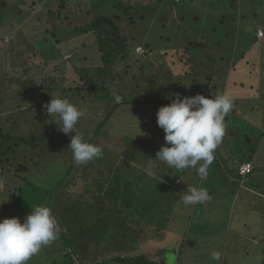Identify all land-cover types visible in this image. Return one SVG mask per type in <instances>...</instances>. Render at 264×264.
<instances>
[{
  "label": "rangeland",
  "instance_id": "1",
  "mask_svg": "<svg viewBox=\"0 0 264 264\" xmlns=\"http://www.w3.org/2000/svg\"><path fill=\"white\" fill-rule=\"evenodd\" d=\"M206 1L181 0L183 8L178 14L179 7L170 3L171 9H168L164 0L161 3L158 0L141 3L133 0V5L128 0H44V3L5 0L6 9L0 18V130L1 133L12 132L16 139L4 146L6 153L0 159V220L15 216L24 221L32 208H20V199L28 198V205L36 203V196L30 195L35 181L46 186L50 182L49 190L62 186L57 189L51 207L61 226L59 238L42 247L27 264H52L56 258L61 259L59 264H118L103 261L115 256L136 257L139 254L150 264H251L248 256L242 260L233 249L240 248L241 244L246 252L262 254V259L255 264H264V203L262 200L255 203L256 198H264V63H258L250 73L244 70L238 73L247 67L250 56L258 55L251 52L249 46L240 48L237 41L227 52L216 42L220 37H213L207 30L198 33L196 9ZM118 2L120 6H117ZM153 2H158L160 9ZM106 11L113 25L102 20L97 35L93 29H88L77 35L67 33L69 35L60 43L51 38L54 26L66 30L87 24L88 28L89 23ZM254 31L256 35L257 28ZM99 32L102 35L105 32L111 38L103 40L102 51L98 50L96 42V37L102 36ZM221 39L226 36L222 35ZM137 41L141 43L133 52L127 55L120 52L122 43L132 46ZM146 42L152 45L151 50H157L147 57L144 56L147 50L144 44L148 48L150 45ZM84 43L88 45L85 47ZM195 43L204 46L203 55L193 57ZM112 49L118 51L113 63L103 65L101 57L113 52ZM223 52L224 58H221ZM210 56L215 58L214 61ZM233 74H239L241 79L237 78L239 85L232 92L234 87L228 86L233 83ZM204 75H213V79L209 81ZM245 79L253 83L249 85ZM25 83L36 89H48L42 93L35 90L28 93L35 99L40 94L39 107L32 104L33 108L39 109L37 115H24L21 111L27 106L19 105L14 110L15 104L22 102L16 92L23 91ZM196 85L197 91L194 89ZM254 86L252 91L248 89ZM189 88L194 89L190 96L202 91L212 97L231 92L239 103L233 109L238 117L231 125L232 113L228 114L231 120L225 122L227 128L218 146L219 154H214L218 155L214 161L218 166L220 163L221 168L211 174L212 183L214 181L211 199L216 204L222 202L223 196L217 191L225 192L223 186L235 190L243 187V181L229 172L233 163H230V157L247 158L245 155L251 146L254 148L251 154L253 165L258 168L254 177L263 183L260 185L263 191L254 189L253 195L247 198L252 205H246L241 218L236 217L234 221L231 217L238 201L231 202V199L241 198L240 190L224 197L231 202V211L228 206L223 211L213 210L215 204L211 199L202 204L185 205L181 197L187 189L202 184L196 169L168 172L166 164L153 159L165 144V133L157 125L159 107L165 105L166 97L179 93L182 97L189 96ZM113 91L122 97L120 103H116ZM52 97L67 98L83 111L84 115L76 125L77 131L89 142L102 147L101 158L83 165L75 164L72 151L67 147L71 136L59 130L61 137H58L59 125L53 121L58 118L50 117L44 107L49 103L47 99ZM28 98L26 96L25 100ZM17 112L22 114L20 119L15 117ZM16 119L17 127L13 133L12 122ZM247 132L248 139L245 138ZM55 137L60 141L50 140ZM127 150H132L131 158L133 154L137 157L127 158ZM149 162L156 165L152 176L146 171ZM121 168L123 172L118 171ZM175 175L182 181L180 188L173 183ZM112 179L111 192L115 184L128 187L127 182L136 179L137 187L147 185L149 190L144 191L148 197H156L151 201L150 211L141 215L135 205L128 207L125 192L118 199L111 200L106 195L99 199L96 188ZM214 190H217L216 194ZM197 209L201 211L200 215ZM89 220H101L96 232H100L103 224L108 227V232L86 239L87 242L75 252L73 247H66L62 235L67 237ZM258 232L263 233L262 237L253 239L255 244L244 246ZM236 233L240 235L233 237L232 234ZM209 237L217 240L213 243ZM76 239L78 242L82 240L81 237ZM213 251L220 253L219 261L211 259Z\"/></svg>",
  "mask_w": 264,
  "mask_h": 264
},
{
  "label": "clouds",
  "instance_id": "2",
  "mask_svg": "<svg viewBox=\"0 0 264 264\" xmlns=\"http://www.w3.org/2000/svg\"><path fill=\"white\" fill-rule=\"evenodd\" d=\"M112 95L116 103L122 101L115 91ZM166 98L171 102L160 106L156 113L157 125L165 133V144L153 159L177 171L194 168L201 180H205L215 150L225 136V117L234 109V98L228 94L215 97L175 94ZM44 107L50 117L58 118L53 121L59 125V130L71 136L67 147L72 151L75 164H87L103 156L100 145L89 142L77 131L76 125L84 113L76 104L67 98L52 97ZM155 167L152 162L148 163L149 176L155 174ZM210 199L208 189L196 186L189 187L181 197L185 205L202 204ZM60 232V223L48 205L32 207L23 222L15 216L0 220V264H27L42 247L58 239ZM211 259L219 261L220 253L213 251Z\"/></svg>",
  "mask_w": 264,
  "mask_h": 264
},
{
  "label": "trees",
  "instance_id": "3",
  "mask_svg": "<svg viewBox=\"0 0 264 264\" xmlns=\"http://www.w3.org/2000/svg\"><path fill=\"white\" fill-rule=\"evenodd\" d=\"M38 1H41L42 3H44V0H38ZM129 1V3L131 4V5H133V0H128ZM142 2H147L148 0H141ZM141 1H138V0H136V2L137 3H141ZM159 1V3H161V1L162 0H158ZM217 1H222V0H217ZM180 2H181V0H179V1H177V2H175V1H171V0H164V6H166L168 9H171V6H170V3L171 4H176V6H178L179 7V9H177V13L183 8V6H181L180 5ZM120 2H118V4H117V6H120V4H119ZM159 3L158 2H153V5H156L155 7L156 8H158L159 7V9H160V6H159ZM229 3H231V5H233V4H235V0H229ZM236 5V4H235ZM234 5V6H235ZM112 7V4H111V6H110V8ZM146 8H148V6L146 7ZM6 9V4H5V0H0V18L2 17V15H3V13H4V10ZM108 11V10H107ZM107 11L103 14V15H98L97 16V18H95L94 20H93V22L90 24H88V28L86 27L87 26V24H84V25H82V26H77V27H72V28H70V29H66V30H64V29H62V28H60V27H58V26H54V28H53V33H51V38H53V40H54V42L55 43H60L62 40H63V38L65 37H67V35H69V34H71V35H77L78 33H86V31L88 30V29H93L94 30V34L95 35H97V31H99L98 29H100V27H101V23H102V20H104V22L107 24V25H113V21H112V19L106 14L107 13ZM184 11V10H183ZM179 14V13H178ZM144 16L143 15H141V18H143ZM251 23H253V24H255V23H257L258 24V20L257 19H253L252 21H251ZM67 33H69V34H67ZM100 33V32H99ZM111 34V33H110ZM100 35H102V33H100ZM104 39H109V40H111V38H110V35H106L105 34V32L103 33V35L102 36H98V39H97V37H96V42H97V45H98V50L99 51H102L103 50V46H102V42H103V40ZM141 43V41H137L135 44H133L132 46H128V45H126L125 43H122L123 45L121 46V48H120V52H122V53H124V55H127L128 53H130V51H134V48L136 47V45H138V44H140ZM147 44H149L150 45V48H148V46H146L145 44H144V46H145V48H147V50H145V52H144V56H148V55H151V53H153L154 51H155V53L157 52V50H151V49H153L152 48V45L150 44V43H148V42H146ZM88 45V43H84V46L86 47ZM109 46H110V43H109ZM203 47L204 46H202V44L201 43H199V44H195V50H194V52L192 53V54H194V56L193 57H195V55H203V53H202V50H203ZM253 47V45L251 46V48ZM250 48V49H251ZM128 49H129V52H127L128 51ZM149 49V50H148ZM112 51L113 52H110L109 54H107L106 56H102L101 57V60H102V64L103 65H106V66H109V65H111L112 63H113V61H114V56H116V53L118 52H116L115 50H113L112 49ZM159 53H161V49L159 50ZM162 53L165 55V53H164V51L162 50ZM223 55H221V58H224V53H222ZM167 55V54H166ZM213 56H210V58H212ZM245 57V56H244ZM214 57H213V60L212 61H214ZM259 59H260V57H258L257 59H256V61H258L259 62ZM249 63H250V66H249ZM261 63L263 64L264 63V60L263 61H261ZM247 67H244V68H242V69H240V70H238V73L240 72V71H242V70H244L245 71V73L248 71L249 73L250 72H252V71H254V69H256V65L254 64V63H252L251 61H250V57H249V59H248V62H247ZM257 64V63H256ZM101 67V66H100ZM187 74V73H186ZM195 74V73H194ZM203 74H205V73H203ZM212 74V73H211ZM164 76V75H163ZM197 76H200V75H197ZM213 76V75H212ZM212 76L211 75H204V77H205V79H207V80H211V79H213L212 78ZM239 76V74H233L232 76H231V79L233 80V81H231V82H233L232 83V85L230 84V86H228V88H231L232 86L234 87V88H231V91L233 92L234 91V89H235V86H238V84H239V82L240 81H237V77ZM198 78V77H197ZM244 79V78H243ZM246 80V79H245ZM31 81V83H32V80H30ZM247 81V80H246ZM25 82H27V81H25ZM235 82L237 83V84H235ZM248 82V84L249 85H251L253 82H250V81H247ZM26 84V86L25 87H23L24 89H23V91H18V92H16V94L18 95V96H21V101L22 102H18V103H16L15 104V107H14V110H16V108L17 107H19V105H21V106H27V107H25V109L23 110V111H21L22 113H24V115L25 114H28V115H31V114H33V113H35V115H37V113L39 112V109H35V108H38L39 107V104L37 103V102H39L40 100H41V97H40V94L38 95V98L37 99H35L34 97H32L31 96V94H32V91L31 90H35V91H37V92H39V93H42V92H45V91H47L48 89H45V88H35V86L34 85H31V84H29V83H25ZM235 84V85H234ZM248 84H245L246 85V87H248ZM196 88V89H195ZM197 88H198V86L196 85V86H194V89H195V91H197ZM183 89H185V87H183ZM194 89H191V88H189V91L187 92V94L190 96V92L192 91V90H194ZM249 90H253V89H255V86H254V88H251V87H249L248 88ZM31 93L30 95H28V93ZM206 91H202V92H200V93H195L194 95H197V94H202V95H205V96H210L209 94H206L205 93ZM230 92V91H229ZM180 94V93H179ZM225 94H227V91L225 92ZM228 95H231V92H230V94L228 93ZM26 96H29V98L27 99V100H25V97ZM213 96V95H212ZM252 96H254V94H252ZM182 97V96H181ZM233 98H234V105L235 106H237L239 103L236 101V98L234 97V96H232ZM42 101H45V100H42ZM71 101V100H70ZM46 102H50V98L49 99H47V101ZM171 102V100L170 99H168V100H166V103L165 104H168V103H170ZM237 102V103H236ZM32 104L34 105V107L35 108H33L32 107ZM235 111H236V108H235ZM231 113H232V123H231V125H234V123H235V119L238 117V115L237 114H235V113H233V110L229 113V115H231ZM22 115V114H21ZM21 115L19 114L18 115V112L15 114V117H18L19 119L21 118ZM228 116V115H227ZM233 116H236V117H233ZM2 119H3V117H2ZM229 120H231L230 119V117L228 116V117H225V122H227V121H229ZM16 121H18V119H16L15 121H13L12 123H13V125H14V128H13V133H14V131H15V128L17 127L16 125H17V122ZM57 135H58V137H61L60 135H61V133L59 132V128L57 129ZM249 133L247 132V134H245L246 135V137L245 138H247L248 139V137H249V135H248ZM58 137H55V138H51L50 140L51 141H54V142H56V141H60V139L58 138ZM15 139H16V137H14V135L12 134V132H10V131H7V132H4V133H1V130H0V159H1V156L2 155H4V153H6V151L4 150V149H6V148H4V146L6 147V145H8V144H10V142H14L15 141ZM253 148V146H251V149ZM240 149V151H242V148H239ZM250 149V148H249ZM214 154H219V148H217L216 150H215V153ZM132 155V150H127V154H126V157L127 158H131L130 156ZM233 155V154H232ZM218 155H215L214 156V160L216 159L215 157H217ZM234 156V155H233ZM245 156H247L248 157V155H245ZM135 157H137V155L136 154H133V157L132 158H135ZM131 158V159H132ZM218 159V158H217ZM220 159L223 161L224 159L223 158H221L220 157ZM235 159H236V157H235ZM234 159V157H232V160H235ZM246 159V158H245ZM213 160V163H215L214 165H213V163L210 165V167H209V172H208V177H207V179H205V180H201V187H204V188H206V189H208V191H209V194H210V196L212 195V188H214L213 186H212V184L214 183V181H213V183H212V178H211V174L214 172V171H218L220 168H221V164L219 163V165L220 166H218L217 165V163L215 162ZM237 161V160H236ZM245 161V160H244ZM1 165V164H0ZM238 165L239 164H237L236 166H233V164L230 166V168H229V172L232 174V175H236L239 179L238 180H242L243 181V184H245V185H249L250 187H253L254 189H257V190H262V188L260 187V185H262L261 184V182H258V180L256 179V177H254V175H255V172L258 170L256 167H253V170L249 173V174H247V175H244V176H240V174H238ZM119 167H117V168H115L116 170L118 169ZM128 168H130V166H128ZM215 169V170H214ZM123 170V168H121V169H119L118 171L119 172H123L122 171ZM173 170H174V168H167V171L168 172H173ZM119 172H117V176H119ZM126 174H128L127 172H126ZM169 176V175H168ZM63 177V176H62ZM134 177H137L136 176V173H134ZM175 177V179L178 177V175L176 176H174ZM113 179H116V178H113ZM113 179L112 180H110L109 182L108 181H106V183L104 184V183H102L101 185H99V187L98 188H96V190H97V192L99 193L98 194V198L99 199H102L103 197H105L104 195H106V197H108V198H111V200H113V199H118L120 196H123V192H125L126 193V195H125V198H127V201H128V207H134V205H135V209L136 210H138V212H140L141 213V215H143V214H146L147 213V211H150V208H152V205H151V201L153 200V198H154V200H156V197L154 196V195H152L150 198L148 197V193L147 192H145L144 190H149V187L146 185L145 186V188L144 187H141V188H139V187H137V180L138 179H136L134 182H127L129 185H128V187H126L125 186V184H124V186L123 187H120L118 184H115V189L111 192V190L109 189V187H110V185L112 184V181H113ZM175 179L172 177V180H174L175 181ZM228 179H230V178H228ZM61 180H62V178H61ZM179 180H180V184L179 183H177V185H175V187L176 188H180V187H182V181H181V179L179 178ZM234 179H232V181H233ZM173 181V182H174ZM228 181V180H227ZM232 181H230V182H232ZM176 182H177V180H176ZM209 182L211 183V184H209ZM223 183H225V182H223ZM222 183V184H223ZM120 184H121V182H120ZM133 184H135V185H133ZM209 184V185H208ZM49 185L50 186H52L51 184H50V182H48V185L46 186L44 183H36V184H34V187L31 189V191H30V195H31V197H33L34 195L36 196V203L34 204L35 206H38V205H48V206H50V207H53V205H54V200L56 199V194L58 193V191H57V189H59V188H61L62 186H58V187H56V188H54V189H51V190H49L48 188H49ZM207 185L209 186V187H207ZM224 185V184H223ZM234 184H232L231 186H233ZM47 187V190H45L44 189V187ZM45 187V188H46ZM261 188V189H260ZM41 190V191H40ZM43 190V191H42ZM151 190V189H150ZM263 191V190H262ZM120 192H121V194H120ZM214 192V194H216V192L215 191H213ZM234 193V192H233ZM263 193H264V191H263ZM217 194H220V195H222L223 196V194L221 193V192H218L217 191ZM233 195V194H232ZM214 197V196H213ZM225 196H223L222 198H221V200H222V202H220V203H218V204H216L215 202H214V200L213 199H211L210 201H212V203L213 204H215L214 205V207H213V210H218V211H223V209H225V207L226 206H228L227 207V209L230 207H232V205H231V202H232V199H231V202L227 199V200H225V198H224ZM257 199V198H256ZM26 200H28V198H25L24 199V201H20V204H21V206H20V208H25V209H30V208H32V207H35V206H33V205H27V207H25L26 205L25 204H27L26 203ZM259 200H262V202L264 203V198L262 197V196H260V197H258V202H259ZM144 202V203H143ZM231 205V206H230ZM246 205H240V206H235L234 207V210H233V216L231 217L232 219H233V221H234V219L236 218V217H240L241 216V213H242V210H243V208L245 207ZM250 206V205H249ZM17 208H18V206H16ZM229 208V209H230ZM228 209V210H229ZM233 209V208H232ZM232 209H230V211L232 210ZM54 212V211H53ZM196 212H197V214L198 215H200L201 214V211L200 210H196ZM241 218V217H240ZM72 220V219H71ZM251 220V219H250ZM242 221V220H241ZM89 223L86 225V224H82L81 226H80V228H78L77 230H75L73 233H70L67 237H64L65 235L63 234L62 235V237H63V241H65V245H66V247L67 246H71V247H73V250H74V252L77 250V248H81V245L82 244H84V242H87V240L86 239H90V238H97V237H95L96 235H98V233L100 234V235H105L107 232H108V227H106L104 224L102 225V229L100 230V232H96V228L97 229H99L100 228V222H101V220H89L88 221ZM252 222V221H251ZM264 223V222H263ZM87 226V229H85V227ZM239 233H236V234H232V236L233 237H236L237 235H238ZM262 235H263V233H261V232H258L257 234H255V235H253L252 236V238L251 239H249V243L248 244H244V246H247V245H251V244H255L256 242H254V240L253 239H258V238H261L262 237ZM76 237H81L82 238V240L80 241V242H78L77 241V239H76ZM83 237H85L84 238V240H83ZM71 240H73L74 242L72 243L71 242ZM243 245L241 244V246H240V248L239 247H233V249H236L237 250V252H238V254H240L241 256H242V260L243 259H245V257L246 256H248L249 257V261L251 262V264H255V262L256 261H258L259 259H262V254H260V253H256V252H246L243 248ZM200 254H202V253H200ZM60 256V255H59ZM57 259V258H56ZM56 259H53L52 260V264H53V262H55V264H59V263H62V262H60L61 261V259L60 260H56ZM103 262H114V263H118V264H142V263H148V264H150L149 263V260L147 259V258H145L144 256H142L141 254H139L138 256H136V257H132V256H127V257H124V256H115V257H112V258H110V259H107V260H104ZM102 262V263H103Z\"/></svg>",
  "mask_w": 264,
  "mask_h": 264
},
{
  "label": "crops",
  "instance_id": "4",
  "mask_svg": "<svg viewBox=\"0 0 264 264\" xmlns=\"http://www.w3.org/2000/svg\"><path fill=\"white\" fill-rule=\"evenodd\" d=\"M212 1L215 3V7L214 5H212L213 4ZM235 4L231 5V3H229V0H222V1L207 0L205 3L201 5L202 7L200 6V7H197L196 9L197 13L195 14V16H198V15L199 16L195 18V21L197 22L195 27H198L200 29L198 33H201V32L205 33L209 31L211 32V35H213V37H218V38L220 37L219 39L216 40V42L219 45L226 48L228 50L227 52L230 51L234 43L236 44V41L239 43L240 48L246 45V46H249V49H250L251 46L253 45L250 51L251 52L254 51L255 54H257L260 57V59L258 62L256 61L258 56L252 55L250 56V61L257 66L259 65L258 63H261V61L264 60L263 58L264 52L262 51V49L264 48V41L262 40L264 39V0H235ZM255 18L258 20V24L251 23V21ZM256 28H257V33L255 35L254 30ZM260 31L263 32L262 36L259 35ZM247 33H249L248 36H247ZM243 34H245L246 36H243ZM222 35H225L226 39H221ZM251 39L253 42L251 41ZM249 41L251 42L250 45H249ZM203 42L206 43L207 41L203 40ZM195 44H199V43H195ZM229 47L230 49H228ZM242 55H244L243 52H242ZM196 56L197 55H195V57ZM237 78H240V77H237ZM253 150L254 148L247 149L248 157L246 159L241 160V158L236 157V159L234 158L235 160L233 161L232 160L233 156H232L230 157L231 162L230 161L229 162L230 163L233 162L232 163L233 166H236L237 164L240 165L244 162H249L253 165L255 164V162L253 161L254 159L251 158V154ZM253 167H256V166L253 165ZM224 175H227V174H224ZM176 180L173 182L175 183V185H177ZM35 182L39 183L38 181H35ZM242 185L243 187H241V189L239 187L238 188L236 187V190L235 188L234 189L229 188V187L225 188V186H223L222 188L225 189V192H221V193L223 194V196H226V194L229 195L231 192L236 193V191L240 190L242 194L241 198L238 196L236 198L234 195L233 197L235 198L232 199V202L238 201L236 203L237 206H240V205H250L251 206L252 201L250 199L247 201V198H250V196L253 195L254 188L250 187L249 185H245V184H242ZM33 187L34 186H31V188ZM24 188H28V186H24ZM222 188H220L219 190H222ZM214 191H217V190H214ZM258 191H262V190H258ZM25 198L20 199V201H24ZM257 202L258 201H255V203ZM25 205H26L25 207H27L28 204H25ZM29 205L35 206L34 204H29ZM229 239H232V237H229ZM209 240L213 242V241H216L217 239L209 237ZM209 245L213 246L214 244H209Z\"/></svg>",
  "mask_w": 264,
  "mask_h": 264
},
{
  "label": "built area",
  "instance_id": "5",
  "mask_svg": "<svg viewBox=\"0 0 264 264\" xmlns=\"http://www.w3.org/2000/svg\"><path fill=\"white\" fill-rule=\"evenodd\" d=\"M171 1L177 2L179 0H171ZM259 35L262 36L263 33L260 31L259 32ZM252 168H253V166H252L251 163L244 162V163H242V164L239 165V167H238V174H240V176L247 175V174H249L252 171ZM177 183H180V180L179 179H177Z\"/></svg>",
  "mask_w": 264,
  "mask_h": 264
}]
</instances>
